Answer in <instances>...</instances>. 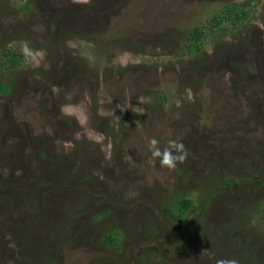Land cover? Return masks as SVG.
<instances>
[{
	"label": "rangeland",
	"instance_id": "obj_1",
	"mask_svg": "<svg viewBox=\"0 0 264 264\" xmlns=\"http://www.w3.org/2000/svg\"><path fill=\"white\" fill-rule=\"evenodd\" d=\"M9 49L0 264H264V0H0ZM81 102L103 145L61 114ZM153 138L186 160L161 167Z\"/></svg>",
	"mask_w": 264,
	"mask_h": 264
},
{
	"label": "clouds",
	"instance_id": "obj_2",
	"mask_svg": "<svg viewBox=\"0 0 264 264\" xmlns=\"http://www.w3.org/2000/svg\"><path fill=\"white\" fill-rule=\"evenodd\" d=\"M83 2L87 3L88 0H83ZM19 48L26 64L33 68L42 66L47 56L44 49H34L30 46L28 41L19 42ZM127 55V53H123L116 58V61L120 64V66H127V61L125 59ZM60 111L63 116L73 118L78 122L89 141L103 145V141L105 139L103 134L92 133L89 128L90 117L86 105L82 102L75 104L67 103L61 106ZM142 112L143 110H141V114ZM108 147L110 148V145ZM149 150L153 158L159 159L160 166L167 168L170 171L175 170L178 164L183 163L188 154L187 149L182 142L178 143L176 141H170V146L161 150L158 147V141L154 138L150 141ZM106 158H111L110 151L106 154ZM217 264H237V261H218Z\"/></svg>",
	"mask_w": 264,
	"mask_h": 264
},
{
	"label": "trees",
	"instance_id": "obj_3",
	"mask_svg": "<svg viewBox=\"0 0 264 264\" xmlns=\"http://www.w3.org/2000/svg\"><path fill=\"white\" fill-rule=\"evenodd\" d=\"M244 2H234V3H230L227 5L226 8V18H228L229 20H233V21H241V20H245L248 17V14L245 13L244 8H245V4H243ZM222 16H220L221 18ZM204 32L201 28L197 27L195 29H192L190 31V40L188 42V47L190 48V50L192 52H196L199 51L198 46H196L195 42L196 41H200L203 38ZM1 61L3 62V64L1 63ZM20 62L17 61L16 59V55L14 52H12V50H2L0 51V69L5 68L4 70H7L9 68H13L16 66V64ZM0 92H5V83H1L0 82ZM192 200L188 197H180L179 199L176 200L175 203V215L176 216H182L185 212L186 209H188L191 206ZM112 238H107V242H110ZM114 240V239H113ZM105 242V240H104Z\"/></svg>",
	"mask_w": 264,
	"mask_h": 264
}]
</instances>
